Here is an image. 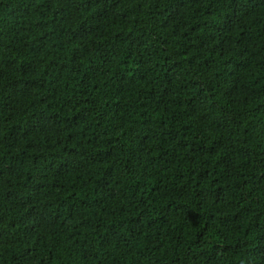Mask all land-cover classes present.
<instances>
[{"label": "trees", "instance_id": "1", "mask_svg": "<svg viewBox=\"0 0 264 264\" xmlns=\"http://www.w3.org/2000/svg\"><path fill=\"white\" fill-rule=\"evenodd\" d=\"M0 264H264V0H0Z\"/></svg>", "mask_w": 264, "mask_h": 264}]
</instances>
